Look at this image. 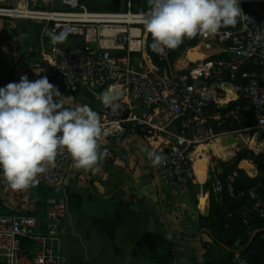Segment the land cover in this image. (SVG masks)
<instances>
[{
    "label": "built area",
    "instance_id": "2783aa9c",
    "mask_svg": "<svg viewBox=\"0 0 264 264\" xmlns=\"http://www.w3.org/2000/svg\"><path fill=\"white\" fill-rule=\"evenodd\" d=\"M132 0L119 12L89 11L81 0H15L12 6L0 5V20L10 29L17 24L43 25L47 33H68L74 47L56 50L44 65L30 69L33 79L47 76L58 89L71 94L81 88L114 90L118 111L103 104L101 121L111 128L106 138L146 143L162 160L156 175L162 188L173 198L195 180L190 153L226 135L235 126L250 124L237 131L264 133V0H239L244 13L235 26L222 27L212 36H201L197 46L203 56L185 61L178 68L170 62V50H153L164 68L153 65L146 53L151 36L143 24L145 12L133 11ZM141 56L143 64L136 65ZM21 64L12 53V67ZM37 69H42L36 75ZM231 104H236L229 108ZM225 107V108H223ZM227 127L228 130H221ZM67 155L56 159L39 176V183L61 187L65 180ZM128 164L127 157H123ZM208 194L234 197L237 171L219 177L218 163L206 167ZM2 175V173H1ZM3 176V175H2ZM242 196V194H241ZM250 205L240 209L245 227L253 218L264 221V200L251 190ZM0 196V203H1ZM43 222L30 215L0 216V264H65L58 245L66 236L64 199L47 201ZM22 241L34 249H22ZM99 264V263H89ZM172 264H178L173 260ZM197 264H208L204 256ZM231 264H251L237 250Z\"/></svg>",
    "mask_w": 264,
    "mask_h": 264
},
{
    "label": "crops",
    "instance_id": "0c3cea01",
    "mask_svg": "<svg viewBox=\"0 0 264 264\" xmlns=\"http://www.w3.org/2000/svg\"><path fill=\"white\" fill-rule=\"evenodd\" d=\"M14 2L0 0V5L12 6ZM11 30L0 20V87L18 83L23 75L35 81L29 74L30 69L53 58L42 53L33 62L26 59L18 50ZM76 43L69 39L53 43L52 51L55 55L56 50L72 48ZM13 52L20 55L21 61L15 68L12 67ZM140 64L139 60L136 65ZM59 91L65 96L66 107L87 104L101 117L103 91L88 88H81L75 94ZM104 149L108 155L95 171L77 169L66 152L58 155L57 158L68 156L61 187L38 183L26 191H17L8 186L0 173V216L30 215L43 222L47 201L64 199L67 234L58 249L65 264H172L173 260L178 264H197L199 256H204L208 264H218L227 257V248L213 238L209 223L203 217L204 211L210 216L211 195L205 185L208 161L196 162L198 179L173 198L158 181V164L154 165L149 158V153L155 152L146 143L138 139L128 142L104 138L101 150ZM195 153H190L192 159ZM125 156L128 164L122 160ZM206 195L208 200L201 206L200 199ZM212 197L221 207L222 198Z\"/></svg>",
    "mask_w": 264,
    "mask_h": 264
},
{
    "label": "clouds",
    "instance_id": "9594fccd",
    "mask_svg": "<svg viewBox=\"0 0 264 264\" xmlns=\"http://www.w3.org/2000/svg\"><path fill=\"white\" fill-rule=\"evenodd\" d=\"M144 29L155 51L175 49L185 39L212 36L225 26H235L244 13L239 0H148ZM51 41L64 43L68 33H48ZM42 69H37L39 76ZM65 96L47 76L0 87V173L8 186L26 191L39 183V176L55 166L57 156L70 155L77 169L95 171L107 157L101 141L111 134L99 114L87 104L65 106ZM102 103L118 111L108 92ZM153 164L162 157L149 153Z\"/></svg>",
    "mask_w": 264,
    "mask_h": 264
},
{
    "label": "trees",
    "instance_id": "16d2710c",
    "mask_svg": "<svg viewBox=\"0 0 264 264\" xmlns=\"http://www.w3.org/2000/svg\"><path fill=\"white\" fill-rule=\"evenodd\" d=\"M86 0H81V5ZM96 1V0H93ZM89 11H108V12H119L116 8L107 7L106 5L100 6L98 3L93 2L89 4L86 8ZM149 9L141 10L140 12H145ZM132 10L136 11L132 5ZM201 40V36H197L193 39H185L183 43L175 48L170 50V62L174 63L179 52L185 51L187 49H192L198 46ZM152 38L151 36L147 39L146 53L153 65L160 68H164L158 58L155 56L152 48ZM236 104H231L229 108L234 107ZM250 124L242 123L239 126L233 127L231 130L237 131L241 129L248 128ZM221 130H228L227 127L222 128ZM260 161V159H257ZM261 166V162L259 164ZM238 173L233 186H234V197L228 196V194H223L222 206L219 207L215 204L214 198L211 195L210 198V216L205 219L209 223L210 230L212 232L213 238L219 242L221 245H224L228 250V255L222 259L218 264H231V257L234 251H237L235 248L239 245H243V248L240 249L242 253L248 258L251 264H264V221H259L253 218L249 227H245L239 217V211L241 208L250 205V198L248 193L251 190H254L255 194L262 200H264V173H261L259 177L250 178L247 177L242 170H235ZM234 172V170L229 169L224 175L219 174L220 178H224L227 175ZM242 194V196H241ZM238 223L239 229L235 233L234 224ZM232 226L234 231L225 230L228 229V226ZM233 230V229H232ZM253 230L252 234H249L248 231ZM252 240V241H251ZM251 241V242H250ZM32 243L28 241H22V249L27 252H32L34 249H31ZM29 248V249H28ZM28 249V250H27ZM31 249V250H30ZM239 250V249H238Z\"/></svg>",
    "mask_w": 264,
    "mask_h": 264
},
{
    "label": "rangeland",
    "instance_id": "374dc122",
    "mask_svg": "<svg viewBox=\"0 0 264 264\" xmlns=\"http://www.w3.org/2000/svg\"><path fill=\"white\" fill-rule=\"evenodd\" d=\"M93 2L98 3L100 6L106 5L107 7L116 8L118 11H124L126 8V0H86L84 1L83 7L87 8L89 4ZM133 7L136 11H141L149 7L148 0H132ZM12 37L17 39L18 50L21 55L26 59L32 60L36 59L37 56H40L42 53H45L49 56L54 57L52 51L53 42L51 41L45 27L43 25L35 24H17L16 28L11 30ZM202 56L199 53L197 46L192 49H187L185 51L179 52L174 59V64L178 68L183 67V63L188 60L192 61L194 58ZM203 57V56H202ZM139 59L144 66V69L147 68L143 58L137 56L135 60ZM138 60V62H139ZM136 61V63H138ZM231 137L238 142L235 144H228L222 148L221 157L215 155L209 148L208 145L212 143H217L219 138ZM214 141V142H213ZM211 142L199 146L195 150V155L193 156V164L196 165V162L199 160L208 161L207 166H210L212 163H218L219 174L224 175L229 169L232 170H242L243 173L250 178L259 177L261 173H264V133L259 131H231L226 135L220 136L217 139L212 140ZM253 143V144H252ZM228 148V149H227ZM260 159V161H257ZM249 162L255 167V173L249 175L244 169L240 167V163ZM261 162V166H259ZM206 166V167H207ZM235 233L238 232L239 226L238 223H235ZM234 231V228L230 225L228 226L229 230ZM233 229V230H232ZM253 230H249L248 233L252 234ZM252 241V240H251ZM250 241V242H251ZM243 248V245L236 247V250Z\"/></svg>",
    "mask_w": 264,
    "mask_h": 264
},
{
    "label": "bare ground",
    "instance_id": "6f19581e",
    "mask_svg": "<svg viewBox=\"0 0 264 264\" xmlns=\"http://www.w3.org/2000/svg\"><path fill=\"white\" fill-rule=\"evenodd\" d=\"M203 57L202 56H198V57H196V58H194L192 61H197V60H199V59H202ZM113 89V88H112ZM112 94H111V97L113 98V99H115L116 97H115V94L113 93V92H111ZM214 142V141H213ZM238 141L237 140H235V139H233V138H231V137H226V138H219L218 140H217V143L215 142V143H210L209 145H208V148L215 154V155H219V157H221L222 155H221V153H222V148L224 147V146H226V145H228V144H235V143H237ZM253 144V143H252ZM228 149V148H227ZM240 167L242 168V169H244L249 175H252V174H254L255 173V167L252 165V164H250L249 162H242V163H240ZM195 174H196V177H197V179H198V175H197V172L195 171ZM203 180H205V177L203 178ZM202 180V181H203ZM204 205V201H202V203H201V206H203Z\"/></svg>",
    "mask_w": 264,
    "mask_h": 264
},
{
    "label": "water",
    "instance_id": "95a60500",
    "mask_svg": "<svg viewBox=\"0 0 264 264\" xmlns=\"http://www.w3.org/2000/svg\"><path fill=\"white\" fill-rule=\"evenodd\" d=\"M112 93H110L109 95L111 96ZM113 99V98H112ZM225 108V107H223ZM208 200V195H206L205 197L200 199V204L202 203V201H204V203ZM203 217L207 218L208 217V211H204L203 213Z\"/></svg>",
    "mask_w": 264,
    "mask_h": 264
}]
</instances>
